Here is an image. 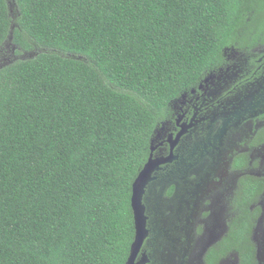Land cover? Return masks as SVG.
<instances>
[{
  "label": "trees",
  "instance_id": "16d2710c",
  "mask_svg": "<svg viewBox=\"0 0 264 264\" xmlns=\"http://www.w3.org/2000/svg\"><path fill=\"white\" fill-rule=\"evenodd\" d=\"M263 32L264 0H0V54L36 52L0 67V264H125L157 121Z\"/></svg>",
  "mask_w": 264,
  "mask_h": 264
},
{
  "label": "flooded vegetation",
  "instance_id": "af4514ba",
  "mask_svg": "<svg viewBox=\"0 0 264 264\" xmlns=\"http://www.w3.org/2000/svg\"><path fill=\"white\" fill-rule=\"evenodd\" d=\"M223 59L186 84L152 131L135 177L150 163L135 264H264V42L226 48ZM241 221L253 224L255 259L237 248Z\"/></svg>",
  "mask_w": 264,
  "mask_h": 264
},
{
  "label": "water",
  "instance_id": "95a60500",
  "mask_svg": "<svg viewBox=\"0 0 264 264\" xmlns=\"http://www.w3.org/2000/svg\"><path fill=\"white\" fill-rule=\"evenodd\" d=\"M13 39V35L9 36V41L11 42ZM3 64L0 65L3 66ZM150 169V163L144 168V170L140 173V175L136 178L133 183V194H132V209L134 212V222H135V239L131 245L130 256L126 262V264H135V259L137 254L143 244L144 239L148 235V231L146 228V215H145V207L142 204L141 195L143 182L142 177L143 174H146ZM141 264V263H138Z\"/></svg>",
  "mask_w": 264,
  "mask_h": 264
},
{
  "label": "rangeland",
  "instance_id": "374dc122",
  "mask_svg": "<svg viewBox=\"0 0 264 264\" xmlns=\"http://www.w3.org/2000/svg\"><path fill=\"white\" fill-rule=\"evenodd\" d=\"M11 42H7V44L5 45V47L2 49V53L0 54V58L2 59V61L5 62V64L10 63L13 61V59H21V58H29L32 57L33 55L36 54V52H26V54H22V55H16L15 54V46H13L11 48ZM15 48V49H13ZM13 58V59H12ZM1 65V62H0Z\"/></svg>",
  "mask_w": 264,
  "mask_h": 264
}]
</instances>
